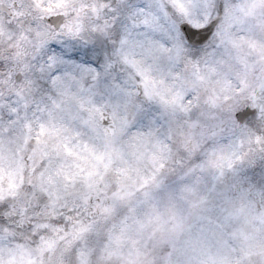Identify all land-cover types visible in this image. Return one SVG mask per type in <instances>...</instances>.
I'll list each match as a JSON object with an SVG mask.
<instances>
[{"label":"clouds","instance_id":"9594fccd","mask_svg":"<svg viewBox=\"0 0 264 264\" xmlns=\"http://www.w3.org/2000/svg\"><path fill=\"white\" fill-rule=\"evenodd\" d=\"M129 3L206 45L138 42ZM48 41L101 86L46 80ZM85 239L91 264H264V0H0V264H77Z\"/></svg>","mask_w":264,"mask_h":264},{"label":"snow or ice","instance_id":"6c2138e0","mask_svg":"<svg viewBox=\"0 0 264 264\" xmlns=\"http://www.w3.org/2000/svg\"><path fill=\"white\" fill-rule=\"evenodd\" d=\"M128 20L124 23L125 30L137 38L138 42L147 40L155 42L162 51H168V44L163 39L155 40L156 34H161L163 37L173 41V47L188 51H196L198 48L206 45V29L208 25L201 23L199 20H188L184 24L178 23L171 18L167 8L161 6L162 18L160 15H154L145 12L144 7L137 3H129ZM133 13H138L134 15ZM141 16L143 17L141 19ZM114 27L119 31L117 24ZM55 43L56 47L50 52H46V63L48 65L46 80H51L53 83L59 81L65 83L66 78L78 82L81 89L99 88L101 86L102 69L97 67L94 60H84L78 57L71 46L64 45L58 41H48V47ZM94 74V75H93ZM91 77V82L88 78ZM105 87L107 85H104ZM70 87V85H69ZM100 121L106 120L103 113L100 114ZM228 122L236 127L246 126L248 120V112L245 109L233 108L227 117ZM217 167L223 168L226 163L229 167L232 166V159L229 154L224 151L223 147L217 153V159L214 161ZM116 195H119L118 193ZM86 229H78V232H84ZM95 249L90 248L85 239L83 245L76 250L78 258L77 264H91V256Z\"/></svg>","mask_w":264,"mask_h":264}]
</instances>
